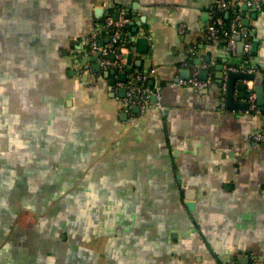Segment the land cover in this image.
Returning <instances> with one entry per match:
<instances>
[{"label":"crops","instance_id":"crops-1","mask_svg":"<svg viewBox=\"0 0 264 264\" xmlns=\"http://www.w3.org/2000/svg\"><path fill=\"white\" fill-rule=\"evenodd\" d=\"M26 1L34 4L28 12L13 6L24 9ZM135 1L134 12L144 19L125 30L123 41L136 27L148 42L145 53L133 50L130 74L148 75V87H161L164 109L122 120L124 108L105 75L92 77L82 94L64 88L75 82L68 75L75 59L93 55L91 34L102 44L110 40L95 7L108 5L113 14ZM216 1L0 0L8 6L0 27L9 29L0 43V146L7 147V166L0 162V229L9 233L21 218L18 232L29 226V214L43 220L47 236L62 242L46 256L49 264H232L242 257L264 264V145L252 138L264 126V111L228 108L227 101L223 107L227 78L221 84L217 76L218 65L264 73V6L245 12L251 45L259 40L257 54L238 48L233 54L206 29ZM242 13L239 4L224 17ZM17 56L23 70L17 71ZM194 76L208 87L190 84ZM241 83L235 81L237 104L247 102L239 96ZM26 97L35 106L17 108ZM18 178L42 203H16ZM190 190L194 210L186 205ZM17 249L12 243L11 253L0 250V263L18 264L9 262Z\"/></svg>","mask_w":264,"mask_h":264},{"label":"built area","instance_id":"built-area-1","mask_svg":"<svg viewBox=\"0 0 264 264\" xmlns=\"http://www.w3.org/2000/svg\"><path fill=\"white\" fill-rule=\"evenodd\" d=\"M246 2L249 7L262 5L264 6V0H217L214 5L215 17L206 26L209 36L213 39L225 40L228 50L236 54L238 48V36H242L244 40V51L248 53L251 49V40L249 29L243 24V20L240 14H236L230 20H226L224 13L229 11L232 7ZM119 19L113 18L112 14L104 18V25L113 31L108 43H100L97 34L93 33L90 37L89 52L90 54H97L100 52L101 61L100 64L104 69L109 67L118 69L122 71L126 66L125 49L120 46V42L123 38V28L128 23V18H126L127 9L124 7H119ZM114 54L115 59L111 60L110 55ZM85 69H81L84 72ZM230 71H239L238 68L230 66L225 70L226 74ZM250 73L259 72L258 68H251L248 70ZM148 75L135 73L129 74V79L127 81V93L126 96L120 98L125 104V110L130 114V116H142L151 107H156L157 109H164L162 101V89L159 86L148 87ZM188 83V82H183ZM190 84H193L198 89H205L209 85V81L198 80L196 76L189 80ZM246 83V93L248 94L247 102L248 108L247 112H255L258 110L257 104V94L254 91L253 83L251 81ZM227 85L224 83L222 85V106H226ZM155 97L154 101L151 99ZM138 106L140 108L139 114L133 113V107ZM255 142L264 145V126L258 129L252 136ZM233 264H242L240 262H234ZM255 264V263H249Z\"/></svg>","mask_w":264,"mask_h":264},{"label":"water","instance_id":"water-1","mask_svg":"<svg viewBox=\"0 0 264 264\" xmlns=\"http://www.w3.org/2000/svg\"><path fill=\"white\" fill-rule=\"evenodd\" d=\"M132 8H128L127 9V14H126V18H128V23L127 25L123 28V38L120 42V46L124 47V48H129L130 52L125 54L126 57V66L123 68L122 71H119L118 69L109 67L108 69H104L101 64V57H100V52H98L97 54H94L90 57L86 56L83 57V60H79L75 59L74 65L70 67L69 71H68V75L75 79L74 83L71 82V85L66 86L64 89L67 90H71L73 91V86L78 87L77 90L81 91L79 94H82V90H85V88L83 86H89L92 81L91 78L95 77L97 74H103L106 77H108L109 80V84L113 89V93L112 96L118 95V100L120 105L124 108V111L121 113V118L122 120H126L128 119V116H130V114L128 112H126L125 110V104L122 102V100L120 98H123L126 96L127 93V81L129 79V74L132 71V67H131V62H132V57H133V50H137V52H143L145 53L147 51V42L148 39L147 37L143 34H137L138 33V29L136 27H133L132 31L129 33L131 39L124 43L123 39L125 37V30L129 29L130 27L134 26L135 24L139 23V20L144 19L142 17H138L136 15V13L134 12L135 10H138L139 8V4L137 1H135L132 5ZM262 8V5H257V6H253V8ZM249 6L247 5L246 2L241 4V9L243 11V13L241 14L243 17V24L245 26H249V20L245 17V12L247 10H249ZM133 9V10H131ZM110 15V7L108 5L106 6H96L95 7V19H103L106 16ZM113 18L118 20L119 19V12L116 11L115 13L112 14ZM134 33V34H133ZM113 34V31H111V35ZM251 35L254 34L253 31H251L250 33ZM238 52H243L244 51V40L242 38V36H238ZM34 40H36V37H34ZM110 41V40H109ZM258 38L254 39V42L251 45V49L250 52L252 54H257L258 52ZM110 59L114 60L115 59V55L111 54L110 55ZM91 60L92 64L89 66V64H87V62ZM209 61L208 59H206V62ZM24 62V60H20L17 56V60H16V64H17V71L18 70H23L21 68V64ZM255 62H258V58L255 59ZM196 64L198 65H202L201 61H197ZM252 64L250 62H248L247 67L251 68ZM219 72L217 73V76L219 78L218 82H220L221 84L224 83L225 77L227 78V107L228 108H240V109H247L248 108V102L245 103H240L237 104L233 101L234 98V90H235V81L237 79H241L243 81H253L254 84V91L257 94V104H258V108L260 111H264V73L263 71H259V72H255V73H250V72H237V71H230L228 74H226V72L223 70V65H218L217 66ZM81 69H85L84 72H81ZM207 73V70H202L200 75L201 77H204V75ZM239 90H240V94L239 96L242 98L247 99L248 98V94L246 93V84L241 83L238 86ZM63 89V90H64ZM52 90V89H50ZM58 89H55L54 91H56ZM62 90V88H61ZM16 91L17 93H21L23 91V87L22 84L19 83L17 84L16 87ZM116 92H118L116 94ZM21 99V98H19ZM28 100V102H24L23 99L21 100H17L16 103V107L20 108L22 106H26V107H30V106H35V99L32 97V100H30L31 98H25ZM153 101L155 99V97L151 98ZM50 102H53V100H51ZM67 105L71 106L73 104L72 99L69 97V99L67 100ZM153 108V107H151ZM151 108H149L148 110H150ZM147 110V111H148ZM140 112V108L138 106H134L133 107V113L134 114H139ZM146 114V113H145ZM131 118H135V120L140 119L143 117L142 116H130ZM263 127V126H262ZM261 128V127H260ZM259 128V129H260ZM191 191V192H190ZM187 191L186 194V205L190 210H194L195 209V202L193 201L194 199V193L193 190ZM250 262V260L247 257H242L240 260V263L243 264H248Z\"/></svg>","mask_w":264,"mask_h":264},{"label":"flooded vegetation","instance_id":"flooded-vegetation-1","mask_svg":"<svg viewBox=\"0 0 264 264\" xmlns=\"http://www.w3.org/2000/svg\"><path fill=\"white\" fill-rule=\"evenodd\" d=\"M15 199L19 201V199H17V196H15ZM33 213H36V212H33ZM66 214L68 215L66 216L65 221L67 222V224H70L71 210L69 209ZM22 220L23 219L21 218L19 219L17 218L13 220L11 230L9 231L10 234L7 233L8 229L7 230L5 229L6 232L4 231L3 228L0 229V250L5 248V249H8V252L11 253L12 243H13L16 245L18 249L14 250L13 254H11V256L14 255V260L11 257H9L10 263H15L17 260V262H19L18 264H21L20 261L23 263L25 262V264H28L29 262L30 264H33V263L49 264V260H47L46 256L53 255V252H50V251L57 252L62 249L61 244H59V246L58 244H56L58 242L62 243L61 239H58L55 236H47L48 235L47 233L49 230L42 225L41 221L43 220H41L40 218L34 217V216L28 217V219L25 220L27 221V223H29V226L26 225L27 227L17 228L18 232H15L16 225H18L19 224L18 222H21ZM66 234L68 235V232H66ZM60 236H62V238L67 240V237L64 236L63 234H60ZM8 241H10V243H7ZM6 244H10V245L7 246ZM51 247L54 250H51L50 249ZM2 254L3 253L1 252L0 257L3 256ZM30 255H31V258H29ZM3 261H7V260H3ZM234 262H232V264ZM0 264H3L2 259H1Z\"/></svg>","mask_w":264,"mask_h":264},{"label":"rangeland","instance_id":"rangeland-1","mask_svg":"<svg viewBox=\"0 0 264 264\" xmlns=\"http://www.w3.org/2000/svg\"><path fill=\"white\" fill-rule=\"evenodd\" d=\"M0 12L3 13L0 9ZM5 13H7V10L5 11ZM16 31V30H15ZM7 32H9V29L7 27H0V43H2L3 41H7L8 37H7ZM43 111H48V108H43ZM7 147L5 146H0V162H2L1 166L2 167H6L7 166V161L3 160L2 157L4 156V153H7ZM11 163V162H10ZM23 169L21 168L20 170H18L15 174L18 177L19 175H21L23 173ZM3 179H5V177H3ZM21 178H18L16 180V183L18 184L17 187L15 188L16 193H18L17 195V199H19V201H17L16 203H22L23 201H29L32 205H34V207L36 205H38V203H42V201L36 197L33 196L31 193H28V184L24 183V181L20 180ZM6 180V179H5ZM20 180V181H19ZM9 181H13L10 177ZM42 209V207H41ZM30 216V214L28 215V217Z\"/></svg>","mask_w":264,"mask_h":264},{"label":"trees","instance_id":"trees-1","mask_svg":"<svg viewBox=\"0 0 264 264\" xmlns=\"http://www.w3.org/2000/svg\"><path fill=\"white\" fill-rule=\"evenodd\" d=\"M33 5H34L33 3L26 1L24 3L25 8L23 9L20 4L18 3L13 4V6H16L15 9H17L18 11H22L23 13H25V11L28 12V9L34 7ZM0 9L5 11L8 9L6 2L5 3L0 2Z\"/></svg>","mask_w":264,"mask_h":264}]
</instances>
